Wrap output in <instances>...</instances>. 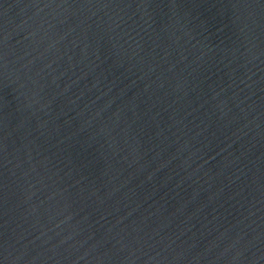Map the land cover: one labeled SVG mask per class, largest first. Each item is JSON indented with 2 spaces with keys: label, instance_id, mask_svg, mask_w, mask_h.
Masks as SVG:
<instances>
[{
  "label": "water",
  "instance_id": "1",
  "mask_svg": "<svg viewBox=\"0 0 264 264\" xmlns=\"http://www.w3.org/2000/svg\"><path fill=\"white\" fill-rule=\"evenodd\" d=\"M0 264H264V0H0Z\"/></svg>",
  "mask_w": 264,
  "mask_h": 264
}]
</instances>
